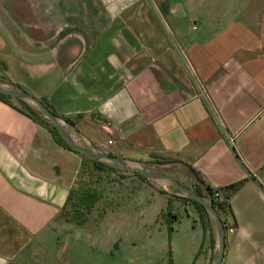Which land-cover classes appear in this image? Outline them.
I'll list each match as a JSON object with an SVG mask.
<instances>
[{
  "label": "crops",
  "instance_id": "crops-1",
  "mask_svg": "<svg viewBox=\"0 0 264 264\" xmlns=\"http://www.w3.org/2000/svg\"><path fill=\"white\" fill-rule=\"evenodd\" d=\"M52 7L43 13L34 5L30 19L17 11L11 20L0 0L3 30L33 28L32 36L18 29V64L0 61V81L72 119L85 136L69 128L81 145L143 164L162 161L165 173L184 184L194 177L202 189L194 171L214 188L233 186L222 264H264V0ZM81 167L79 153L0 98V264H121L123 246L134 244L132 234L123 241V222L138 207L157 217L167 208L169 193L108 168L96 183L103 197L77 223L65 211ZM174 203L196 210L204 240L191 251L199 247L201 264H212L214 225L191 201L172 197L173 211Z\"/></svg>",
  "mask_w": 264,
  "mask_h": 264
},
{
  "label": "rangeland",
  "instance_id": "rangeland-1",
  "mask_svg": "<svg viewBox=\"0 0 264 264\" xmlns=\"http://www.w3.org/2000/svg\"><path fill=\"white\" fill-rule=\"evenodd\" d=\"M75 2L77 0H1L9 10L8 13L11 15L10 19L19 18L18 12L25 15L27 19L33 16V6L41 7L42 12L54 13V7L60 3L64 5L66 2ZM0 20H2L0 16ZM9 23L8 17H6ZM5 21V18H4ZM25 27V26H24ZM17 27L10 26L3 30L0 26V61L4 62L7 66L11 63L12 67L18 64L17 50L13 48L12 41L19 35L32 36L33 28L28 27ZM17 69V68H16ZM168 161V160H167ZM155 162V163H154ZM166 162V161H163ZM142 163V162H141ZM162 161H153L144 164L147 168L165 173V168L160 164ZM143 164V163H142ZM123 170L122 168H118ZM125 171V170H123ZM132 174L134 172L125 171ZM106 179V185L113 186V179ZM149 180V179H148ZM152 184L161 191L165 190L170 195L177 194V190L169 185L159 184L158 182L152 181ZM179 195V194H177ZM144 208V207H143ZM175 211L179 213L180 217L173 223V230L170 231L168 224L164 219H160L159 216L149 215L144 208V212L139 214L141 207L137 208L135 216L131 215L128 221H124L121 229V236L125 242V235L132 234L134 237V244L125 245L122 248L121 253V264H201L205 256L204 252H199L198 248L196 252L191 251L196 240L199 243L204 240V229L202 223L199 220V216L196 210L191 206H185L182 204L177 205L174 203ZM211 223L214 225L213 221ZM205 247V246H204ZM133 254V258L130 257V251ZM163 252V258L159 257L156 260L155 256L159 255V252ZM133 259V260H132Z\"/></svg>",
  "mask_w": 264,
  "mask_h": 264
},
{
  "label": "trees",
  "instance_id": "trees-1",
  "mask_svg": "<svg viewBox=\"0 0 264 264\" xmlns=\"http://www.w3.org/2000/svg\"><path fill=\"white\" fill-rule=\"evenodd\" d=\"M0 98L8 102L9 104L19 108L21 111L25 112L29 116L33 117L39 123H41L42 125L48 128V130L53 134L54 138L59 144L70 150H73L64 140V138L61 136V134L58 132L55 126L50 122V120L47 119L43 115V113L40 110H38L36 107H34L33 105L29 104L28 102L22 99L12 97L2 92H0ZM12 98H16L18 100L19 106H17L11 101ZM42 101L53 112H55V110L52 108L49 102H47L44 99ZM66 120L69 123L74 124V121L72 119H66ZM73 151L79 153L82 156V167L81 170L79 171V178L77 179L73 189V194H74L73 201L71 202L70 208L65 211V215H67L69 218L73 219L77 223L81 224L89 219L94 207L96 206L98 201H100L101 198L103 197V190L96 185V183L99 182L101 179V175H100L101 171L106 170L108 168H120V167L115 164H107L101 161L91 159L78 151L75 150ZM135 174L144 180L150 181L142 174L139 173H135ZM194 174H195V179L201 181L203 184V189L197 183L195 184V188L197 192L213 200L214 207L218 211L219 215L221 216V218L225 223V226L227 227L226 216L232 213L231 196L234 187L227 186L224 188H214L210 184L202 180L196 171H194ZM161 192L168 194V192H166L165 190H161ZM174 196L179 197L186 201H191L196 206V208L208 218L210 222L212 221L203 204H201L196 200L189 199L181 195L172 194L169 197L167 208L163 210L159 216L160 219H164L167 222L170 231L173 230V223L180 217L178 212L173 211L172 197Z\"/></svg>",
  "mask_w": 264,
  "mask_h": 264
},
{
  "label": "water",
  "instance_id": "water-1",
  "mask_svg": "<svg viewBox=\"0 0 264 264\" xmlns=\"http://www.w3.org/2000/svg\"><path fill=\"white\" fill-rule=\"evenodd\" d=\"M0 92L22 99L40 110L43 115L55 126L73 150L78 151L91 159L107 164H115L125 171L142 174L147 179L158 182L159 184L169 185L177 190V194L203 204L212 219L216 230L218 252L212 264H222L226 249V226L218 211L214 207L213 200L197 192L194 184V177L190 178L188 184H184L167 173L147 168L138 160L110 154L92 144H88L86 146L81 145L72 136L69 128L74 129L81 136H84V134L78 130L74 124L69 123L66 119L53 112L41 99L31 92L11 87L1 81Z\"/></svg>",
  "mask_w": 264,
  "mask_h": 264
},
{
  "label": "built area",
  "instance_id": "built-area-1",
  "mask_svg": "<svg viewBox=\"0 0 264 264\" xmlns=\"http://www.w3.org/2000/svg\"><path fill=\"white\" fill-rule=\"evenodd\" d=\"M110 125H111L110 122H106L104 127H105V128H109ZM109 142H111V141H109ZM232 142H233V140H232Z\"/></svg>",
  "mask_w": 264,
  "mask_h": 264
}]
</instances>
